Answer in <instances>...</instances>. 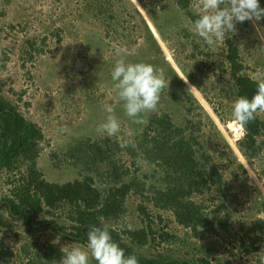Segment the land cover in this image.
Wrapping results in <instances>:
<instances>
[{
	"label": "trees",
	"instance_id": "1",
	"mask_svg": "<svg viewBox=\"0 0 264 264\" xmlns=\"http://www.w3.org/2000/svg\"><path fill=\"white\" fill-rule=\"evenodd\" d=\"M155 1H158L159 6L155 3L157 9L163 8L164 0ZM263 1L259 0V3ZM69 2L76 9V20L103 27L108 35H121L127 23L128 39H142L144 43L140 48L141 56L145 55L146 48H152L164 57L147 20L132 0H64V3ZM139 2L163 33L162 23L151 2ZM175 2L192 23L198 18L195 0ZM128 19L134 21L133 25L128 24L131 22ZM62 31L63 28L55 33L60 40ZM46 39L47 36L43 37V42ZM224 43L226 68L223 70L234 82L230 96L251 98L256 91L255 78L244 72L235 40L228 37ZM29 44L34 46L35 42ZM175 58L186 77L213 106L219 120L227 125L228 118L219 110L204 82L194 77V72L183 64L181 58ZM163 60L167 74L174 79V83L169 82L168 92L182 103L186 120L181 123L173 116V110L168 109L147 113V126L136 125L135 135L122 140L135 141V149L131 146L122 149L121 141L114 137L90 139L74 150L79 165H82V177L62 182L47 178L39 167L40 143L44 138L41 127L14 103L0 96V259L15 258L21 264H58L61 259L63 253L60 249L49 253V246H45L41 252H33L36 243L31 238L19 242L20 235L16 232L19 227H24L30 235L46 229L72 243L87 245L89 225L103 227L107 224L113 241L124 249L125 255H135L139 264H231L229 260L215 261L209 256H200L198 250L202 246L215 252L219 244L225 247L222 240L232 235L231 229L236 225L240 228L239 238L230 254L234 253L235 247L245 255L260 249L259 242L263 237L258 231L264 233V220L258 218L264 216V195L257 187L249 191L246 184L248 169L244 162L196 94L188 89L170 62L165 57ZM119 111L124 113L123 108ZM199 111L216 134L213 144L208 143L207 133L198 136L200 129L205 131ZM261 115L258 113L256 119L246 126L243 136L236 140V146L250 165L264 151V118ZM141 127L142 132L138 131ZM210 146H214L213 150ZM127 157L131 163L138 160L140 170L145 166L153 171L138 177L135 174L138 170L131 172L125 161ZM239 167L245 176L237 171ZM131 193L141 197L137 209L146 214L147 220L141 227L119 229L117 224L127 213V198ZM248 194L251 198H244ZM147 205L152 206L154 214L149 212ZM238 210L254 215V218L237 224L239 221L232 220V212ZM161 211H170L175 222L186 229L189 240H186L185 256L172 257L160 251L141 252L140 248L158 237L173 245L179 240L176 234L166 230ZM154 217L158 218L155 227ZM201 238L204 240L200 245L195 239ZM10 242L14 243L13 247Z\"/></svg>",
	"mask_w": 264,
	"mask_h": 264
},
{
	"label": "rangeland",
	"instance_id": "2",
	"mask_svg": "<svg viewBox=\"0 0 264 264\" xmlns=\"http://www.w3.org/2000/svg\"><path fill=\"white\" fill-rule=\"evenodd\" d=\"M147 1L151 2L155 15L161 21L163 33H160L152 24L153 20L148 18L149 15L147 16L139 0H134L133 4H136L149 22L151 21L154 32L161 35L160 44L164 48L162 50L165 59L171 66L174 64L180 76L187 79V85L192 88L217 122L228 142L240 155H238L240 160L248 169L246 184L249 186V191L252 192V188L257 187L264 195V151L253 161V165L248 164L236 146V140L242 137L244 132L231 126L227 127L232 119L231 106L235 95L230 96L234 82L223 70L226 68L225 40L209 47L202 38L191 31L193 23L181 11L175 0H164L162 2L164 6L160 10L157 9L158 1L145 0L146 4ZM260 6L264 7V1L260 3ZM194 8L197 10V0H195ZM76 13L73 3H64V0L62 2L58 0H0V96L14 103L41 127L44 138L40 143L39 167L47 178L61 182L82 177V165H79L81 163L77 160L75 148L83 146L90 139L94 141L107 136L97 130L107 116L104 110L105 105H111L115 109V114L121 123V131L112 137L119 141L133 137L127 135V131L129 129L134 131L136 124L119 111L122 106L121 102H118L113 88L114 82L111 79V70L117 59L122 57L130 62L150 63L164 70L166 80L174 81L171 75L167 74V65L164 64L162 55L156 54L152 48H146L145 55L141 56L140 48L144 43L142 39L136 41L128 39L127 23L121 35H108L105 28L94 26L91 21L89 23L76 20ZM128 20L131 21L128 24L133 25L134 21ZM137 21L136 19L134 25ZM62 28L64 31L61 32L60 40L55 33ZM236 29L235 34H226V38H233L238 45L244 72L254 78L264 75V50H261V47H264V39H262L264 19L236 23ZM45 36L47 39L43 42ZM32 41L35 42L34 46L29 44ZM175 57L181 58L183 64L194 72V77L204 82L209 95L214 98L222 114L228 118L227 125L219 120L213 106L186 77ZM179 102L171 96L166 87L160 93L157 110H173V116L183 123L187 116L182 103ZM173 107L176 108L175 111ZM261 116L264 118V113ZM199 118L203 122L202 129L205 131L200 129L198 136H204V133H207L208 143L213 144L216 134L213 133L208 120L200 111ZM210 147L213 150L214 146ZM125 161L130 166L131 172L138 170L137 173L134 172L138 177L143 176L147 171H153L148 167L145 169V166L140 170L138 160L131 163L127 157ZM237 171L245 176L240 167ZM244 198H251V195H244ZM141 201L140 196L129 194L126 204L127 213L123 221H118L119 229H126L128 225H131V228L144 226V221L147 220L146 214L137 209ZM147 207L149 212L155 213L151 205ZM161 213L165 219L166 230L176 234L179 240L173 245L164 243L158 237L150 241L147 246L140 248L141 252L160 251L172 257L185 256L188 238L186 229L175 222V217L170 211H161ZM232 216V220L239 221L237 224L250 222L254 218V215H248L239 210L232 212ZM154 220L155 227L158 218L154 217ZM231 231L232 235L222 240L225 241V247L219 244L214 252L200 246L199 255L209 256L215 261L229 260L231 264H260V253L264 249V233L258 231V234L263 237L259 242L260 249L245 255L236 247L233 249L234 253L230 254L231 247L239 238V225L234 226ZM16 232L20 235L19 242L30 238L32 242L35 241L36 245L32 247L33 252L40 251L45 246H49V253L55 249H61L62 246H80L87 251V245L72 243L46 229L39 230L34 235L27 233L24 227L17 228ZM203 240L195 239L200 245ZM13 244L10 242V246L13 247ZM189 248L192 249V247ZM191 251L194 252V249ZM21 263L15 258L0 259V264ZM89 264H97L90 254Z\"/></svg>",
	"mask_w": 264,
	"mask_h": 264
},
{
	"label": "clouds",
	"instance_id": "3",
	"mask_svg": "<svg viewBox=\"0 0 264 264\" xmlns=\"http://www.w3.org/2000/svg\"><path fill=\"white\" fill-rule=\"evenodd\" d=\"M195 14L198 18L194 20L191 31L202 38L207 46L212 47L224 41L226 34H235L236 23L264 19V7L260 6L259 0H197ZM149 26L161 46L150 24ZM161 48L164 50L162 46ZM261 50H264V47H261ZM111 79L124 115L130 118L133 124L147 126L146 114L157 110L160 93L169 86L164 70L150 63L130 62L121 57L115 61ZM182 79L187 83V79ZM255 82L256 91L251 98L238 96L231 106L230 126L241 132L246 131V126L256 119L258 113H264V75L255 78ZM104 110L107 113L106 119L97 130L108 137L115 136L121 131V123L111 105H105ZM142 130L141 127L138 131ZM127 135L133 136L135 132L129 129ZM128 146L135 149V141H121L122 149ZM258 219L264 220V217ZM128 229L131 230V225H128ZM86 237L87 251L80 246H62L60 250L63 255L58 264H89V254L97 264H139L135 255L126 256L124 249L113 241L109 225L104 224L103 227L89 225ZM260 264H264V249L260 253Z\"/></svg>",
	"mask_w": 264,
	"mask_h": 264
},
{
	"label": "water",
	"instance_id": "4",
	"mask_svg": "<svg viewBox=\"0 0 264 264\" xmlns=\"http://www.w3.org/2000/svg\"><path fill=\"white\" fill-rule=\"evenodd\" d=\"M134 1V0H133ZM142 13V12H141ZM144 15V14H143ZM148 16V15H147ZM144 17H145V15H144ZM146 18V17H145ZM149 18V17H148ZM150 19V18H149ZM147 20V19H146ZM148 21V20H147ZM151 22V21H150ZM149 21H148V23L151 25V23H150ZM153 24V23H152ZM158 32V31H157ZM156 34V33H155ZM157 36V38L159 39V41H160V39L162 40V38H161V36H160V34L158 33V34H156ZM170 60V59H169ZM172 66L176 69V67L174 66V64H172ZM176 71L179 73V75H180V72L176 69ZM182 77V76H181ZM183 78V77H182ZM189 86V85H188ZM190 87V86H189ZM191 90H192V88H190ZM193 91V90H192ZM194 92V91H193ZM195 93V92H194ZM227 127H230V124L228 123V125H227ZM239 155V154H238ZM240 156V155H239Z\"/></svg>",
	"mask_w": 264,
	"mask_h": 264
}]
</instances>
